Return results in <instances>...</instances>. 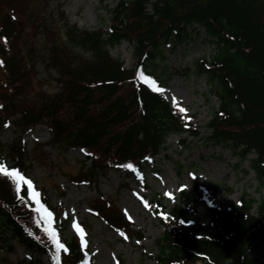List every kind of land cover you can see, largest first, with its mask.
Wrapping results in <instances>:
<instances>
[{
  "label": "trees",
  "instance_id": "1",
  "mask_svg": "<svg viewBox=\"0 0 264 264\" xmlns=\"http://www.w3.org/2000/svg\"><path fill=\"white\" fill-rule=\"evenodd\" d=\"M32 1L0 0V162L29 176L34 160L51 163L45 145L79 146L87 154L78 170L66 176L90 184L111 168L139 172L167 147L171 134H185L183 146L188 136L205 145L233 146L241 160L248 159L259 197L244 193L228 209L206 207L205 223L190 220L185 190L183 201L170 206L157 198L167 211L160 219L163 232L155 241V258L157 264H260L248 250L264 239V0H119L111 9L108 31L79 28L61 9L62 33L48 22L45 7ZM194 24L213 45L209 57L184 68V73L204 76L207 94L217 100L205 135L144 83L138 70L142 65L159 79L164 45L179 40ZM123 39L133 44L131 68L110 53ZM42 47L59 89L31 102L18 85L26 81ZM40 123L48 126L50 138L29 150L23 134ZM6 129L14 137L4 142ZM42 193L44 205L56 213L58 208L44 189ZM87 203L109 227L143 238L114 198L97 192ZM61 242V260L52 264H78L83 255L78 234ZM17 244L29 254L17 264H37L53 251L26 183L16 187L11 175L0 172V248L10 251Z\"/></svg>",
  "mask_w": 264,
  "mask_h": 264
},
{
  "label": "rangeland",
  "instance_id": "2",
  "mask_svg": "<svg viewBox=\"0 0 264 264\" xmlns=\"http://www.w3.org/2000/svg\"><path fill=\"white\" fill-rule=\"evenodd\" d=\"M118 1L33 0L31 4L45 7L43 14L48 22L57 26L62 33L61 9L69 23L89 30L101 27L108 31L111 9ZM42 49L34 66L30 67L26 81L18 85L25 98L31 102L46 95L51 96L59 89L57 73L46 65L47 56ZM212 52L213 45L205 37L204 31L194 24L187 28V33L179 40L164 45V59L158 62L160 67L157 71H161L159 79L146 77L149 84L164 94L182 118L204 135L208 132L207 122L217 100L207 94L204 76H196L192 70L184 73V68L193 66L197 58L209 57ZM110 53L123 60L127 68L135 64L130 41L122 40L115 44ZM140 69L144 71L141 66ZM13 137L11 129L1 133L4 142ZM49 137L48 127L37 124L24 133L23 142L31 150L36 142L47 141ZM180 138L178 134H171L166 141L167 147L153 156L139 173L129 175L123 170L110 169L90 184H74L66 176L78 170L80 161L86 155L85 150L45 145L51 163L44 165L34 160L30 184L33 186L35 182L39 193L44 189L51 203L60 209L57 219L51 214L44 215L53 246H59L61 238L83 227L87 247L79 264H157L155 241L163 232L160 218L165 215V211L157 204L158 196L163 197L164 203L170 206L183 201L182 191L185 190L190 220L201 223L206 222V207L227 209L231 203H239L244 193L252 198L259 197L260 188L255 174L249 167L248 159L239 158L238 149L233 146H208L191 136L188 137V145L183 146ZM97 192L116 200L133 228L143 233L142 239L123 236L109 228L104 221L93 217L87 199ZM63 220H67L65 225ZM249 256L264 264V239L249 251ZM22 258H28L22 245L17 244L10 251L0 248V264H17V259ZM40 258L41 262L37 264H50L46 255ZM54 258L59 257L53 255Z\"/></svg>",
  "mask_w": 264,
  "mask_h": 264
},
{
  "label": "snow or ice",
  "instance_id": "3",
  "mask_svg": "<svg viewBox=\"0 0 264 264\" xmlns=\"http://www.w3.org/2000/svg\"><path fill=\"white\" fill-rule=\"evenodd\" d=\"M127 167H131V165H127ZM169 195L171 196L172 194H171V193H169Z\"/></svg>",
  "mask_w": 264,
  "mask_h": 264
}]
</instances>
